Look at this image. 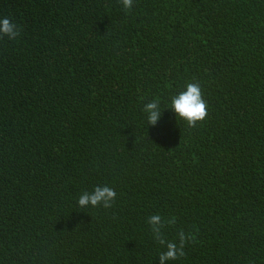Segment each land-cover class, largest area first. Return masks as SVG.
<instances>
[{"label": "trees", "instance_id": "16d2710c", "mask_svg": "<svg viewBox=\"0 0 264 264\" xmlns=\"http://www.w3.org/2000/svg\"><path fill=\"white\" fill-rule=\"evenodd\" d=\"M0 264H264V0H0ZM199 82L195 128L167 108ZM161 103L155 126L141 111ZM114 206L79 209L96 185ZM172 219L174 224H167Z\"/></svg>", "mask_w": 264, "mask_h": 264}, {"label": "clouds", "instance_id": "9594fccd", "mask_svg": "<svg viewBox=\"0 0 264 264\" xmlns=\"http://www.w3.org/2000/svg\"><path fill=\"white\" fill-rule=\"evenodd\" d=\"M125 11L133 7L134 0H120ZM21 33V27L7 16L0 17V38L15 40ZM168 109L176 117L184 121L187 128H195L198 122L204 121L208 116V105L204 98L199 82H186L184 87L169 98ZM146 125L155 126L162 115L161 103L158 100H150L143 104L141 109ZM117 199V192L108 184L96 185L91 191L83 190L76 198L75 204L79 209L89 207L109 210L114 206ZM152 239L161 246L158 254L159 264L165 261L178 260L185 255V246L191 242V234L184 231L177 233L176 240L166 239L161 229L164 227V220L160 214H152L146 218ZM167 224H174L175 221L168 219Z\"/></svg>", "mask_w": 264, "mask_h": 264}]
</instances>
